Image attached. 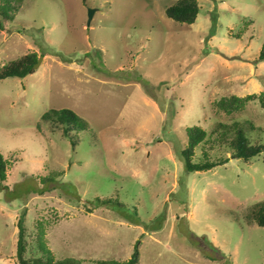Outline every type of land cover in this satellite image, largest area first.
Returning <instances> with one entry per match:
<instances>
[{
  "label": "rangeland",
  "instance_id": "1",
  "mask_svg": "<svg viewBox=\"0 0 264 264\" xmlns=\"http://www.w3.org/2000/svg\"><path fill=\"white\" fill-rule=\"evenodd\" d=\"M174 1L22 0L1 20L0 67L32 51L41 60L0 79V264H19L21 216L27 259L40 256V221L54 257L80 264L127 260L136 241L137 264H264V227L248 217L264 201L263 154L236 158L223 140L239 124L264 144V105H215L264 90V0H198L191 24L166 16ZM60 108L89 124L74 148L42 119ZM193 125L209 138L193 161L208 149L227 162L185 169Z\"/></svg>",
  "mask_w": 264,
  "mask_h": 264
},
{
  "label": "trees",
  "instance_id": "2",
  "mask_svg": "<svg viewBox=\"0 0 264 264\" xmlns=\"http://www.w3.org/2000/svg\"><path fill=\"white\" fill-rule=\"evenodd\" d=\"M21 3L22 0H0V30L3 27L1 20H12ZM199 10L200 7L198 5V0H175L172 4L165 7L164 12L167 17L174 21L191 24L195 22ZM37 57V53L32 51L3 64L0 67V79H5L8 77L23 78L26 75L32 73L34 71L32 66L36 62ZM256 60H264V43L261 45ZM256 97H259L262 105H264L262 100L264 98V90H262V92L259 94L252 93L243 97L236 95H231L229 97L223 96L215 101V105L218 109L223 110L226 113H231L241 109L247 101L253 100ZM42 119L49 121L52 128H60L62 134L70 139L73 148L77 144V139L75 138L76 133L85 131L89 128L88 122L69 108L49 109L42 114ZM225 126L226 125H223L224 128ZM238 126L239 124H235V132L229 140L223 139V133L225 130L220 131L219 137H217V143H222L220 139L225 140V143H227L232 150L231 155L245 161L263 154L262 160L264 162V144L250 143L249 140L244 136L241 127ZM217 128H222V123H218L217 127L212 129V131L218 132ZM185 132L187 141L184 149L181 151V157L184 161V167L187 171L192 172L209 170L228 161V157L213 158L210 156L208 149H204L201 151L202 158L197 162H194L193 159L196 148L200 147L202 149L203 146L209 142V138L207 137L208 133L203 127L199 125L187 127ZM213 144L214 142L211 141V145ZM7 166L8 162L0 152V182L6 180ZM59 173L61 172H54L52 177L48 178L52 180V178ZM97 199L99 204L110 203L108 199H100L98 197ZM248 217L259 226L264 227V201L253 204ZM23 221V216H21L17 221L18 238L16 242V257L19 264H28L29 260H32V264H80V260L77 258L66 257L63 259H56L54 257L53 252L47 245V241H45V229H43L42 223L40 221L36 222L37 241H35V246L40 252V256H35L31 259L25 258L24 253L26 251L27 244L24 239L25 228ZM138 259L139 249L136 241L133 245L131 256L127 260H97L96 262L98 264H137Z\"/></svg>",
  "mask_w": 264,
  "mask_h": 264
},
{
  "label": "water",
  "instance_id": "3",
  "mask_svg": "<svg viewBox=\"0 0 264 264\" xmlns=\"http://www.w3.org/2000/svg\"><path fill=\"white\" fill-rule=\"evenodd\" d=\"M92 15H93V10H92V9H89V10H88V14H87V24L90 23V19H91ZM40 60H41V58H39V59L33 64L32 68H35V67L40 63Z\"/></svg>",
  "mask_w": 264,
  "mask_h": 264
}]
</instances>
